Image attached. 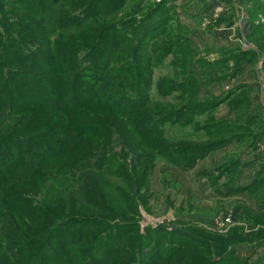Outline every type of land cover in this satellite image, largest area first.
<instances>
[{"label":"trees","instance_id":"trees-1","mask_svg":"<svg viewBox=\"0 0 264 264\" xmlns=\"http://www.w3.org/2000/svg\"><path fill=\"white\" fill-rule=\"evenodd\" d=\"M150 2L0 0V264H251L233 246L252 242L262 229L147 227L173 235L175 243L166 246L163 236L155 243L138 223L122 219L125 210L137 214L151 167L145 151L164 145L158 125L175 114L187 121L192 112L188 123L204 130L207 142L184 143L187 154L170 163L188 170L237 141L242 149L218 165V175L203 174L214 186L227 175L228 194L264 185V159L253 183L236 184L242 152L256 148L264 131L249 96L233 92L205 104L190 71L182 83L189 81L191 94L177 96L174 109L150 99L153 57L144 45L162 23L155 17L163 1ZM263 7L257 0L253 9ZM257 45L264 54V39ZM258 54L243 52L237 61ZM223 103L236 113L234 122L210 116L194 124L195 114Z\"/></svg>","mask_w":264,"mask_h":264},{"label":"rangeland","instance_id":"rangeland-1","mask_svg":"<svg viewBox=\"0 0 264 264\" xmlns=\"http://www.w3.org/2000/svg\"><path fill=\"white\" fill-rule=\"evenodd\" d=\"M148 1H151L150 3L163 1L162 9L155 17L162 23L157 26L155 32L148 35L144 45L145 54L148 52L153 57L150 68L149 97L158 107L172 104L169 109H174L179 104L176 102L177 96L191 94V87H188L189 81L185 80L182 83V75L190 71H192V77L198 81L197 99L205 104L226 99L233 92H236L233 98L243 94L249 96L250 100L253 99L254 91L264 92V54L257 45V40L264 39V26L259 27L264 23V11L253 9L257 0ZM260 2L264 6V0ZM132 5L130 3L129 7H125L127 12H133ZM249 51L259 54L256 57H250L254 61L240 64L237 61L240 54ZM227 105L223 103L217 107V111L214 110L211 113L202 111L195 114L194 124H203L210 116L216 119L222 118L221 113ZM218 108L221 110L218 111ZM256 112L254 111V114ZM191 113L187 112V121L185 116L175 114L158 125L159 131H162V138L168 146L164 142V145L160 144L159 151H145L150 153V164L143 162L141 165L144 167L149 164L151 167L142 181L140 200H136L137 214L127 213L125 210L122 212L124 216L122 219L129 224L138 223L139 230L146 234L147 227L160 225H164L166 230H171L173 226L177 228L200 226L221 234H227L236 226H241L244 234L264 230V213L254 215L253 219L258 221L256 223L258 228L255 230L247 223L234 225L236 216L232 207L236 199H226L223 211L220 210L218 206H215L217 197L203 198L201 191L204 189L200 191L196 189L197 181L199 183L198 173L195 174L194 186L191 187L190 182L188 183L189 174L185 173L187 170L168 161L169 158L178 159L180 154H187L184 143L200 145L201 142H207L205 131L194 128L195 125L188 123ZM236 117V113L233 112L232 122ZM175 147L178 151H171ZM233 153H236L235 149H232L228 156ZM131 158L132 155L128 156L127 160ZM187 186L190 188L188 189ZM198 188L201 189L199 185ZM201 200H210L211 204L207 207ZM229 214L232 217L230 225L207 226L204 224L211 217L214 218L213 222L215 217L218 219ZM146 236L155 243L158 237L162 239L163 236L162 242L166 246H170L169 242L175 243L174 240H176L168 233L161 235L150 232ZM252 242L264 243V231ZM179 243L184 245V238H181ZM244 243L236 244L233 248L235 247L239 257L248 260L247 257L240 256L237 249ZM166 251L167 249L164 252ZM164 252H161L158 257H163ZM162 262L160 260L157 264H163ZM144 264H152V262L145 261Z\"/></svg>","mask_w":264,"mask_h":264},{"label":"crops","instance_id":"crops-1","mask_svg":"<svg viewBox=\"0 0 264 264\" xmlns=\"http://www.w3.org/2000/svg\"><path fill=\"white\" fill-rule=\"evenodd\" d=\"M256 95V96H254ZM252 97V96H251ZM253 107L259 106L260 112L262 113L264 117V92L258 93L256 91L253 92L252 97ZM223 105V104H222ZM222 108V107H221ZM221 108H218V111L221 110ZM217 111V110H216ZM233 112L230 110L229 106L225 108V110L222 111L221 116L225 118L232 119ZM220 116V115H218ZM232 149H235L236 152L240 148L239 143L235 141L234 143H231L223 148L214 150L210 152L207 156H205L202 159H199L196 164L190 168V170L185 171V173H188V178L191 187L194 186V176L196 178L195 174H199V183L197 181V188L199 191H201L203 198H216L215 206L220 208V210L223 211L224 209V203L227 202L226 199H236L233 203V212L235 214L236 221L234 222V225H242L244 223L250 224L251 227L255 229L258 228V224H256L258 221L253 219L255 214L264 213V185L259 187L258 189L254 190H244L238 193H232L228 194L226 193V187H225V180L227 178V175H223L220 179L217 180V184L215 186L211 183V180L208 176L204 175V171L206 172H214L215 175H218V171L216 168L218 165L223 164L229 153L232 152ZM242 161L245 162L244 165L240 166V175L238 179L236 180V184L238 186H247L251 183H253L257 173L260 169L261 160L264 159V131L263 135L261 137V141L258 143V146L254 149H246L242 152ZM252 162V163H251ZM200 167V168H199ZM199 169V170H198ZM190 171V172H188ZM198 185L201 189L198 188ZM220 187V190H217L216 188ZM189 189L190 186H187ZM207 196V197H206ZM212 200V199H211ZM202 203H205L207 207L209 204H211L210 200H201ZM204 201V202H203ZM233 201V200H231ZM218 215V214H217ZM216 215V216H217ZM251 215V216H250ZM253 215V217H252ZM223 217H218L213 221L215 224H213L211 217L210 219H205L204 224L207 226H217L218 221H220ZM255 222V223H254ZM203 225V224H202ZM230 225V224H229ZM204 226V225H203ZM227 226V225H226ZM220 227V226H218ZM253 230V231H254ZM239 255L247 257L249 263H258V264H264V243H254V242H245L240 247H237Z\"/></svg>","mask_w":264,"mask_h":264},{"label":"built area","instance_id":"built-area-1","mask_svg":"<svg viewBox=\"0 0 264 264\" xmlns=\"http://www.w3.org/2000/svg\"><path fill=\"white\" fill-rule=\"evenodd\" d=\"M232 222V217L229 214L228 216L223 217L220 221H218V224H221V226L229 225Z\"/></svg>","mask_w":264,"mask_h":264}]
</instances>
